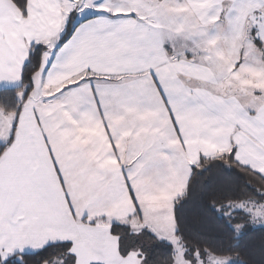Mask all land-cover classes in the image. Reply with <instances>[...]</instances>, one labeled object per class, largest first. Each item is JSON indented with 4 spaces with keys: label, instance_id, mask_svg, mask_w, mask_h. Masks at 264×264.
<instances>
[{
    "label": "snow or ice",
    "instance_id": "6c2138e0",
    "mask_svg": "<svg viewBox=\"0 0 264 264\" xmlns=\"http://www.w3.org/2000/svg\"><path fill=\"white\" fill-rule=\"evenodd\" d=\"M0 264H264V0H0Z\"/></svg>",
    "mask_w": 264,
    "mask_h": 264
}]
</instances>
